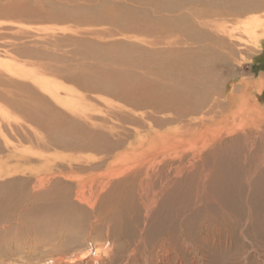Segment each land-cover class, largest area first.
<instances>
[{
  "label": "rangeland",
  "instance_id": "obj_1",
  "mask_svg": "<svg viewBox=\"0 0 264 264\" xmlns=\"http://www.w3.org/2000/svg\"><path fill=\"white\" fill-rule=\"evenodd\" d=\"M221 1L187 0L158 13L144 4L133 11L164 30L133 31L125 0H0V264H149L156 229L142 234L126 212L122 220L111 212L122 181L140 175L133 157L152 145L138 139L178 129L182 137L195 134L200 148L208 125L226 117L232 101L252 98L244 107L249 125L264 112L257 84L264 42L257 45L244 29L258 20L257 36L264 35V0L238 17L213 15ZM192 59L205 75L198 96L185 78ZM241 116L227 121L239 124ZM174 152L141 171L173 176L159 166L176 159ZM237 195L231 200L240 202ZM97 196L96 206L87 204ZM238 202L232 210L204 208L176 227L172 221L164 236L169 253L157 263L264 264V199ZM91 246L101 248L99 261L88 254ZM81 254L86 263L72 260Z\"/></svg>",
  "mask_w": 264,
  "mask_h": 264
},
{
  "label": "bare ground",
  "instance_id": "obj_2",
  "mask_svg": "<svg viewBox=\"0 0 264 264\" xmlns=\"http://www.w3.org/2000/svg\"><path fill=\"white\" fill-rule=\"evenodd\" d=\"M125 1L129 4L124 9L127 14L126 20L129 29L133 31L138 27L145 29V31H163L165 26L152 22L148 16L141 15V11H133L138 7L144 4L151 5L152 7L149 10L153 13H158L164 10L173 11L180 3L187 2V0ZM194 1L201 6L213 5V0ZM257 8L258 5L254 3V0H222L221 3L212 6V9H215L212 14L238 17V15L244 12H252ZM184 20H186V17L167 19L165 20V24L169 26L172 21L180 23V21ZM262 28L263 24L258 20L249 21L244 25L246 32L252 35L254 41L259 46L264 42V35L262 37L257 36V32ZM198 38L192 37L191 39L196 41ZM193 61L195 64L190 63L193 66L189 68L191 72L185 73V78L194 83L192 88L198 96L201 95V91H205L202 82L205 75L200 70V61L197 60V62L192 59L191 62ZM9 64L12 65L11 62ZM8 69V71H11L12 67H8ZM11 73L15 76H23L18 72L11 71ZM32 80L40 85L36 79L32 78ZM257 84L259 100H262L264 96V80H259ZM41 88L56 98L57 95L54 88L52 89L48 86H42ZM207 93L205 92V94ZM229 97L230 100L233 98L232 95ZM232 102L230 107L232 110L228 112L226 117L224 116L220 121H213L211 125H208L207 130L210 129V132L204 135L200 148L196 146L195 134L189 133L182 137L181 134L177 133L178 129L170 130L167 133L152 131L149 132L146 138L142 137L138 139L142 143L151 141L152 145L149 149L140 151L133 157V168L137 170L136 174L140 173V175L122 181L125 184V189L122 190L121 195H118L112 201L117 209H111V212L113 215L115 214V218H120L121 220L124 219L123 214L126 212V215L134 218L138 223V227L143 229L141 231L142 234L146 233L149 228L156 229L155 234L159 237L158 242L151 246L147 245L150 250H147L150 255L149 264H158L159 260L167 258L170 242H168L169 238L167 239L164 236L170 235L165 234V229L171 227L167 225L172 221H174V223H171L172 227H176L178 223L182 224L189 220L191 215H196L204 208L217 204L223 210L225 208L232 210L233 203L237 204L238 202L234 199L231 200V195L233 196L234 194H238L237 198L240 201L238 204L241 206L245 205V207H249V204L255 206L264 199V196L260 198L255 196V194L260 192L264 195V128H258L263 123V119L260 116L264 112L261 111L259 116L254 118L251 125H249L248 121L244 120V107L253 106L251 103L252 98L244 95L239 103L237 100ZM60 103L63 104V100ZM252 110L255 111V108L253 107ZM239 112H242L239 124L229 123L230 119L227 121L230 115H234L235 117ZM253 124L256 125L255 129L247 133V130L253 128ZM212 127L214 128L212 129ZM191 128L192 126H189L186 129ZM139 148L141 147L136 148L135 151ZM180 148L184 153L181 155V160L178 161ZM172 151H175L176 159L164 162L162 167L159 166V169L162 171L166 170L165 172L167 173L173 172V176L167 175L165 180H161L155 169H153L151 175L149 174L150 167L145 172L141 171L149 160L156 159V157L160 158L161 156L165 157L167 152ZM98 198L97 196L94 201L89 200L87 204L96 206ZM106 200L107 198L104 202L102 201V204H105ZM90 249L88 254L96 253L95 261H99L100 255L98 256V254L101 253V248L91 246ZM84 256L85 254H81L72 260L86 263V257Z\"/></svg>",
  "mask_w": 264,
  "mask_h": 264
}]
</instances>
